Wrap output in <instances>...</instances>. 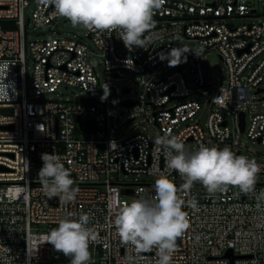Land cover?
Masks as SVG:
<instances>
[{"label": "built area", "instance_id": "1", "mask_svg": "<svg viewBox=\"0 0 264 264\" xmlns=\"http://www.w3.org/2000/svg\"><path fill=\"white\" fill-rule=\"evenodd\" d=\"M30 4L0 0V62H9L8 81L15 82V92L0 101V264H71L46 238L62 218L82 213L90 215L89 226L98 233L89 246L90 264H157L155 249L138 253L124 244L114 221L124 204L155 197L160 173L180 190L189 220L171 264H264V180L256 181L249 194L229 186L212 195L200 182L181 190L185 181L166 168L163 151L153 143L171 133L189 153L201 145L227 147L255 160L261 166L258 174L264 175V152L241 140L246 135L264 145V112L252 113L249 121L246 112L254 93H264V0L205 5L165 0L153 17L156 24L144 34L148 43L132 50L118 31L85 29L95 48L84 37L29 41L25 9ZM59 17L54 6L38 0L28 24L51 29ZM235 17L263 20L229 23ZM180 39L198 40L201 47L186 62L170 66L160 53L182 48ZM213 51L227 67L219 83L207 78L203 68V56ZM96 57L103 58L96 59L104 68L102 81ZM29 59L34 63L33 95L27 86ZM102 82L111 100L46 97L62 85L98 96ZM223 112L233 116L235 127ZM141 122L152 135L133 132ZM43 153L61 157L71 172L73 186L79 188L74 202L61 204L45 194L38 176ZM120 173L147 175L153 181L120 182Z\"/></svg>", "mask_w": 264, "mask_h": 264}, {"label": "clouds", "instance_id": "2", "mask_svg": "<svg viewBox=\"0 0 264 264\" xmlns=\"http://www.w3.org/2000/svg\"><path fill=\"white\" fill-rule=\"evenodd\" d=\"M54 6L55 14L68 19L73 27L83 26L94 32L118 31L124 46L129 50L144 48L148 40L144 34L154 26V15L165 0H41ZM187 49L172 48L160 53L170 66L186 62ZM11 65L0 62V101L15 92V82L8 81ZM8 81V82H6ZM105 94L104 99L107 98ZM156 150L163 151L167 169L175 170L185 179L181 190L190 189L200 182L209 194L215 195L238 187L240 192L254 191L261 166L255 160L236 155L230 148L207 147L189 153L178 136L166 133L153 141ZM38 176L45 194L58 197L61 204L74 202L79 188L74 187L71 172L55 153H43ZM178 188L165 173L155 181V197L134 199L124 204L114 224L122 242L140 252L155 249L157 264H171L177 251V240L189 228L185 200L178 195ZM264 195V194H261ZM187 203L196 208L195 200ZM90 215L62 218L58 227L47 235L46 243L57 252L70 258L71 264H90L89 246L98 239L95 228L90 227Z\"/></svg>", "mask_w": 264, "mask_h": 264}, {"label": "rangeland", "instance_id": "3", "mask_svg": "<svg viewBox=\"0 0 264 264\" xmlns=\"http://www.w3.org/2000/svg\"><path fill=\"white\" fill-rule=\"evenodd\" d=\"M38 0H31V4L29 7L25 9V18H26V24H27V39L29 41L31 40H43V39H52L57 36H63L67 38H74L78 39L79 37L85 38V28L83 26H77L73 27L71 22L64 18L59 17L56 19L55 24L50 29L47 26H37L33 22L28 24V18H32V12L37 6ZM185 1H191L193 3H200L202 5H205L207 3H213L217 0H185ZM260 9L263 11V7L260 6ZM261 20H263V17L253 18V17H235L229 20V23H232L234 25L239 24H251V23H259ZM156 23H154L155 25ZM86 41L92 46V48H95L94 43L89 40L88 38H85ZM180 45L182 49H187L189 52L185 53L186 56L191 55L192 52L197 51L201 44L198 40H191V39H180ZM96 59L98 62H101L103 58L96 57L93 60L94 66L97 70V72L100 75V80H103L104 75V68L102 64H97ZM203 68L204 73L207 78L211 77L215 83H219L221 80V75L227 73V67L224 63V61L220 58L217 51H213L207 54V56H203ZM33 70H34V63L32 60L27 61V86H28V92L30 95H33L32 92V81H33ZM191 86L193 84L190 83ZM107 98L111 100L112 96L111 93H109L104 85L103 82L101 84V93L100 95L96 96L94 94H87L83 92L81 89L77 87H73L70 85H62L57 92L46 94L47 98L54 99V100H66L71 99L75 96H79L81 98H88V97H98L104 99L105 94H107ZM264 96L263 94H255L253 95L252 103L249 105L247 112V121L250 120V116L252 113H258V112H264V100H260ZM225 117L227 118L229 125L233 128L234 125V118L232 115L228 114L227 112H223ZM203 123L207 121V114L204 113L203 117ZM123 129H120L119 132H121ZM134 133H144L146 135H152L151 129L148 127L146 123H138L136 125ZM241 140L243 143L255 150L263 151L264 152V145L254 142L252 139L248 138L246 135H241ZM245 154H251L247 150L244 151ZM118 179L120 182H126V183H132V182H148L153 181V178L147 175H140L137 176L136 174H126V173H120L118 176ZM181 181H185V179L181 176ZM264 175L263 174H257L256 181H263Z\"/></svg>", "mask_w": 264, "mask_h": 264}, {"label": "water", "instance_id": "4", "mask_svg": "<svg viewBox=\"0 0 264 264\" xmlns=\"http://www.w3.org/2000/svg\"><path fill=\"white\" fill-rule=\"evenodd\" d=\"M245 124H246V121H245V113L244 112H242L241 113V128H242V130H244L245 129ZM126 193H130V191H125ZM179 241V239L177 240V242ZM229 254H231V253H229Z\"/></svg>", "mask_w": 264, "mask_h": 264}]
</instances>
